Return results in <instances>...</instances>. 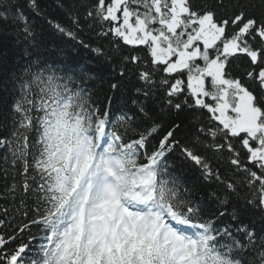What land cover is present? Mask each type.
Returning <instances> with one entry per match:
<instances>
[{"label":"snow or ice","instance_id":"obj_1","mask_svg":"<svg viewBox=\"0 0 264 264\" xmlns=\"http://www.w3.org/2000/svg\"><path fill=\"white\" fill-rule=\"evenodd\" d=\"M57 7L68 24L48 19L39 0L27 4L111 69L109 107L89 91L103 80L99 67L49 50L24 5L0 0V200L10 206L0 207V264L68 257V264H264V0H58ZM85 122L176 193L180 219L167 220L174 234L118 244L89 232L94 242L88 247L81 235L77 250L70 223L53 242L45 158L71 147ZM173 158L199 175L189 182ZM126 212L117 233L131 229L135 216Z\"/></svg>","mask_w":264,"mask_h":264},{"label":"trees","instance_id":"obj_2","mask_svg":"<svg viewBox=\"0 0 264 264\" xmlns=\"http://www.w3.org/2000/svg\"><path fill=\"white\" fill-rule=\"evenodd\" d=\"M58 0H39V4L44 14L48 19L55 18L56 21L64 24H68V17L65 15V11L57 7ZM19 3L24 5V11L29 16V19L32 23L39 25L38 31H40L44 37V42L49 50H55L57 47L66 50L69 55L74 58V62H78L81 65L87 64L93 68H100V75L103 77V80H96L93 83L95 87L89 86V91L92 94L94 100L99 101L98 106L101 109L108 108L107 101L105 100L104 90L107 87V80L109 78L108 74L111 69L102 68L103 59L100 61L94 59L95 54L90 52L87 49H83L76 44L75 41L71 40L68 37L62 36L59 33L54 32V30L46 23V21L35 14L31 13L27 9L28 0H19ZM86 35V34H85ZM83 38V37H81ZM95 47V45H93ZM0 70H2V65H0ZM123 105V101H120V106ZM116 105H113L115 107ZM85 129L90 132H96V128L85 122L83 125ZM114 135V134H113ZM59 145L56 147L55 151H50L49 155L45 158L43 172L46 177L47 189L45 192V197L47 199V207L49 209L47 222L56 229L53 234V242L57 240L60 232L62 231V226L67 219L71 217L70 209L72 207L74 198L77 196L76 184L71 181L73 176L72 164L71 167H61L62 162H57V153L59 151ZM105 149L112 151L113 161L117 167V170L123 175L126 179L127 184H134L142 191H145L146 188H149L152 193L155 195V203L159 207L171 208L173 211L178 212V204L176 199V193L173 192L167 185L160 184L157 182V179L153 175H149L147 170H142L139 167L137 159L130 155V150H126L119 144L115 139L109 141L108 144H105ZM3 150L0 149V156H2ZM173 162L178 166V174L182 177L188 179L189 182H192L193 175H199L195 171V168L192 164L182 165L178 160L173 158ZM62 169L68 173L71 179H68L67 176L61 181L58 170ZM11 181L9 180V183ZM5 181L0 178V191L4 188ZM146 184V185H145ZM7 205L4 200H0V207H5ZM11 210V209H10ZM179 214V212H178ZM113 240L118 244H123L126 242V239L123 237H113ZM87 246L90 247L94 240L88 239ZM71 245L74 249H79L80 240L75 238L71 241ZM191 255V254H190ZM68 259H65V264H68Z\"/></svg>","mask_w":264,"mask_h":264},{"label":"rangeland","instance_id":"obj_3","mask_svg":"<svg viewBox=\"0 0 264 264\" xmlns=\"http://www.w3.org/2000/svg\"><path fill=\"white\" fill-rule=\"evenodd\" d=\"M83 134H84V131H83ZM107 161H108L109 166L101 168L100 170H94V169L89 170L88 181L90 182V184H89L88 188L86 189V190H88V193L94 192V193H98V194H103V193L107 192V188L109 186H115V181H116V173L114 171L115 168L109 162V159H107ZM91 170L93 171L92 174H90ZM109 184H111V185H109ZM134 189H136L134 186H132V185L128 186V187H126V192L127 193L133 192ZM100 198L101 199L99 202H106L107 201V197H104L103 199H102V197H100ZM136 199L140 201L142 206H138L137 204H132V206L134 205L133 206L134 208H136V209L141 208L142 211H145V212H148L151 210V208L148 206L150 198L147 195H144L142 193H137ZM87 205H92L94 209L98 208V206L95 205L93 202L87 201L85 203L86 207H84L85 210H89ZM125 207H126V205L123 202H120V204L117 205V209H120L121 211H123ZM137 210H139V209H137ZM105 213H107V212L104 211V214ZM96 219H98V218H96ZM96 219H94V221H96ZM78 225H80L79 226L80 228H83V225L81 222L78 223ZM165 225H166V223H165ZM168 228L170 229V231L173 230V228H171L170 225H168ZM92 229L95 232H97V234H99L98 231L101 232L100 228H98V227H93ZM160 231H163V229H160ZM164 232H167L170 236L172 235V232L171 233H169V231H164ZM101 233L104 234L103 232H101Z\"/></svg>","mask_w":264,"mask_h":264}]
</instances>
